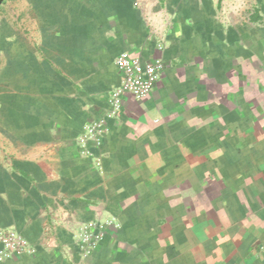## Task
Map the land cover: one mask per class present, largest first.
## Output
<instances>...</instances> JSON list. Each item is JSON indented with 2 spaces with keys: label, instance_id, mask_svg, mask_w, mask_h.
I'll return each instance as SVG.
<instances>
[{
  "label": "crops",
  "instance_id": "0c3cea01",
  "mask_svg": "<svg viewBox=\"0 0 264 264\" xmlns=\"http://www.w3.org/2000/svg\"><path fill=\"white\" fill-rule=\"evenodd\" d=\"M24 1L35 24L0 45V231L28 249L0 264H264V0ZM124 53L165 71L113 112Z\"/></svg>",
  "mask_w": 264,
  "mask_h": 264
},
{
  "label": "built area",
  "instance_id": "2783aa9c",
  "mask_svg": "<svg viewBox=\"0 0 264 264\" xmlns=\"http://www.w3.org/2000/svg\"><path fill=\"white\" fill-rule=\"evenodd\" d=\"M117 66L122 81L113 93V112L121 109L124 96L128 95L142 100L151 95L165 71L163 61H148L129 53H124L117 58ZM91 131H94V128H91ZM102 234L101 228L97 231V226L94 229L88 226L81 228L80 245L86 255H89L96 247ZM26 249H28V244L21 233L12 229L0 231L1 260L9 259L13 254L24 252Z\"/></svg>",
  "mask_w": 264,
  "mask_h": 264
},
{
  "label": "rangeland",
  "instance_id": "374dc122",
  "mask_svg": "<svg viewBox=\"0 0 264 264\" xmlns=\"http://www.w3.org/2000/svg\"><path fill=\"white\" fill-rule=\"evenodd\" d=\"M24 0H0V45L3 40L23 35L24 27L34 25V13Z\"/></svg>",
  "mask_w": 264,
  "mask_h": 264
}]
</instances>
